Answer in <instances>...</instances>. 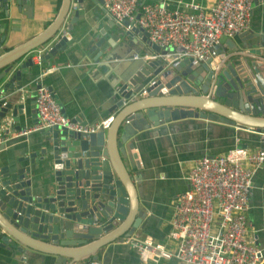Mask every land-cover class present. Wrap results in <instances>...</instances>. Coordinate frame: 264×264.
Returning a JSON list of instances; mask_svg holds the SVG:
<instances>
[{
    "label": "water",
    "instance_id": "water-1",
    "mask_svg": "<svg viewBox=\"0 0 264 264\" xmlns=\"http://www.w3.org/2000/svg\"><path fill=\"white\" fill-rule=\"evenodd\" d=\"M84 1L61 0L57 15L44 30L0 54L1 138L28 126L15 124L25 110L24 93L31 102L32 123L38 121L35 96L39 84L33 82L38 74L32 78L31 58L19 61L52 43L42 52L43 64L70 46L74 41L70 31L85 12ZM90 1L95 4V0ZM0 5L7 10L9 0H0ZM23 6L20 4L19 9ZM26 10L31 12V6L25 5ZM71 14L67 30L61 34ZM106 19L103 27L93 32L97 39L90 44L91 58L107 54L119 38L133 36L141 38L150 50L148 54L161 55L141 59L137 70L129 68L117 75L113 91L116 100L104 104L99 115H114L109 128L85 133L45 127L38 131L42 141L39 149L16 158L15 165L8 157L0 163V245L20 254L25 250L46 254L54 258L53 264H91L90 259H97L98 248L121 236L128 237L147 216L140 208L136 188V180L141 178L140 162L132 152L134 137L140 132H157L168 123L199 119L249 127L264 136V33L243 32L240 45L228 40L232 52L214 65L212 59L169 63L165 55L173 50L180 52L181 47L161 49L150 43L143 29H128V23H115L108 13ZM107 56L111 61L112 52ZM171 96L203 97L211 106L160 101ZM73 119L87 123L82 116ZM5 147L1 145L0 150ZM125 159L134 167H128ZM35 164L50 179L48 187L33 182ZM48 262L51 264L52 259Z\"/></svg>",
    "mask_w": 264,
    "mask_h": 264
},
{
    "label": "crops",
    "instance_id": "crops-1",
    "mask_svg": "<svg viewBox=\"0 0 264 264\" xmlns=\"http://www.w3.org/2000/svg\"><path fill=\"white\" fill-rule=\"evenodd\" d=\"M163 1L168 8L183 10H186L185 4L189 2L198 3L204 7L212 6L216 2V0ZM94 2L95 4L90 0L84 1L85 12L80 14L70 31L74 41L65 50L46 60L41 68L35 63V57L39 50L50 47L52 43L31 51L19 61L21 63L31 58L32 78L36 76V73L39 74L42 68L55 66L53 72L43 77V83L52 88L69 118L82 116L88 124L100 119L99 115L103 112L101 107L104 104L109 103L112 98L116 100L113 91L117 75L129 68L137 70L142 60L146 59L140 56L150 53L141 38L133 36V39L119 38L115 43L112 42L114 46L111 45L107 54L101 56L97 54L91 58L93 49L90 44L97 39L93 32L96 28L100 30L104 20H107V13L103 11L105 10L103 0ZM60 3L61 0H21L20 4L24 6L19 9L20 4L17 0H9L7 10L0 5V54L44 30L57 15ZM25 5L31 6V12L24 11ZM71 17L72 14L64 22L61 34L67 30ZM249 30L264 33V0L254 1ZM222 38L225 39L221 41ZM222 38L219 49L223 52L213 65L223 62L232 52L227 44L228 40L233 39L238 45L242 43L239 35L233 38ZM110 52H112V60L108 61L106 57ZM135 54L140 56L135 57ZM25 95L26 93H24L25 110L15 124L28 125L27 128H29L33 126L34 118L31 102ZM9 136L12 134L10 133ZM261 136L249 128L199 119H184L181 122L168 123L160 127L157 132L147 129L136 135L132 152L137 154L140 162L138 170L141 176L138 181L136 180V188L140 208L146 212L147 216L135 232L145 237H152L167 247H172V242L168 240L167 235L176 196L186 188L183 176L189 172L195 159L205 154L225 153L238 146L251 150L264 149ZM40 139L39 132L9 139L5 143L6 147L0 150V163H4L5 157H8L15 165L16 158L25 156L27 152L42 146ZM34 167L31 174L33 182L48 187L50 179L37 164ZM246 215L249 222V236L255 239L256 245L264 252V165L255 171L250 208ZM0 235H2L1 228ZM125 238L126 236H121L101 246L95 251L97 259H90V261L97 264L153 263L148 258L140 257L134 248L124 242ZM25 252L20 254L0 245V264H49L50 259H52L51 264L54 262V258L46 254L26 250ZM22 258L26 259L22 260ZM157 263L178 264L175 258L158 260Z\"/></svg>",
    "mask_w": 264,
    "mask_h": 264
},
{
    "label": "built area",
    "instance_id": "built-area-1",
    "mask_svg": "<svg viewBox=\"0 0 264 264\" xmlns=\"http://www.w3.org/2000/svg\"><path fill=\"white\" fill-rule=\"evenodd\" d=\"M254 1L216 0L209 7L189 2L185 4L186 10L168 8L163 0H103V6L115 23L126 22L128 29H143L150 43L161 49L181 47L182 51L173 50L165 55L169 63L186 59L202 63L219 60L222 37L233 38L250 29ZM45 50H39L35 57L40 68ZM137 56L140 55L135 54ZM159 56L154 53L140 57L149 60ZM54 70L55 66L44 67L34 80V84H39L35 96L38 121L32 127L11 133L12 136L0 137V146L9 139L51 126L85 133L109 128L113 114L91 124L63 115L53 90L42 81ZM261 138L264 141L263 135ZM262 165L264 149L251 150L243 146L195 159L183 176L186 188L176 196L167 235L172 247L138 232H133L124 242L140 257L153 261L152 264L172 258L178 264H264L263 250L249 236L246 215L253 177Z\"/></svg>",
    "mask_w": 264,
    "mask_h": 264
},
{
    "label": "bare ground",
    "instance_id": "bare-ground-1",
    "mask_svg": "<svg viewBox=\"0 0 264 264\" xmlns=\"http://www.w3.org/2000/svg\"><path fill=\"white\" fill-rule=\"evenodd\" d=\"M160 101L169 104H194L201 106H211V104L207 103L206 98L203 97L171 96V97L160 98ZM212 108H214V106Z\"/></svg>",
    "mask_w": 264,
    "mask_h": 264
},
{
    "label": "rangeland",
    "instance_id": "rangeland-1",
    "mask_svg": "<svg viewBox=\"0 0 264 264\" xmlns=\"http://www.w3.org/2000/svg\"><path fill=\"white\" fill-rule=\"evenodd\" d=\"M224 39H225V38H222L221 41H223ZM125 161L127 162V166H128V167H131V168L134 167V163H133V162H131V161H129V160H126V159H125Z\"/></svg>",
    "mask_w": 264,
    "mask_h": 264
},
{
    "label": "flooded vegetation",
    "instance_id": "flooded-vegetation-1",
    "mask_svg": "<svg viewBox=\"0 0 264 264\" xmlns=\"http://www.w3.org/2000/svg\"><path fill=\"white\" fill-rule=\"evenodd\" d=\"M113 119H114V115H113ZM113 121V120H112Z\"/></svg>",
    "mask_w": 264,
    "mask_h": 264
}]
</instances>
